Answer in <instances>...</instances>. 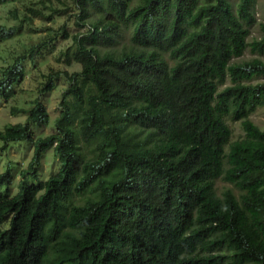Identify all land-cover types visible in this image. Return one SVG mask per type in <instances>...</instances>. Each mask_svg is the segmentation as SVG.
<instances>
[{
	"label": "trees",
	"instance_id": "trees-1",
	"mask_svg": "<svg viewBox=\"0 0 264 264\" xmlns=\"http://www.w3.org/2000/svg\"><path fill=\"white\" fill-rule=\"evenodd\" d=\"M54 1L28 5L22 22L74 16L78 31L56 35L71 38L62 58L80 69L66 72L55 132L35 137L50 121L41 101L12 107L26 121L0 129V154L21 141L34 150L16 194L12 168L0 172V264H264V129L250 118L264 82H249L264 62L231 63L264 52V23L248 41L256 0ZM22 31L0 24V41ZM37 50L0 69L1 98ZM55 86L50 74L43 94ZM49 149L60 167L40 180ZM219 178L239 192L218 193Z\"/></svg>",
	"mask_w": 264,
	"mask_h": 264
},
{
	"label": "rangeland",
	"instance_id": "rangeland-1",
	"mask_svg": "<svg viewBox=\"0 0 264 264\" xmlns=\"http://www.w3.org/2000/svg\"><path fill=\"white\" fill-rule=\"evenodd\" d=\"M40 0H8L0 5V24L7 27L23 23V31L15 37L6 41H0V69L11 65L14 61L30 50L32 47L41 44L42 52H38L28 56L24 61L26 76L15 86V95L10 100H4L0 97V129H3L8 123L25 122L27 115L24 113L14 114L11 112L12 107L18 109H30L37 101L43 102L48 110L50 121L48 125H33L35 137H44L56 131V119L60 115V101L62 94L69 86L68 74L80 69L76 62L68 64L62 58V51L71 45L72 40L57 37L56 31L58 27L66 23L70 36L78 31V26L74 23V16L57 18L55 22H44L39 19L34 21L22 22L24 11L28 5H38ZM235 4L237 0H232ZM55 4H60L57 0ZM253 11L257 18V22L250 28L248 41L260 39L263 35L261 24L264 23V0H256ZM17 18L15 17V15ZM55 37V38H54ZM47 41L45 46L42 44ZM123 44L131 43L130 32L125 31L121 39ZM44 46V47H43ZM23 53V54H22ZM253 59H259L264 62V52H254L249 46L240 57L232 59L231 63H245ZM66 72L68 74H66ZM52 74L56 78L55 88L43 94L42 89L48 81L49 75ZM250 83H263L264 75H256ZM228 80L227 84H230ZM224 86H221L222 88ZM252 121L260 128L264 129V105L258 107L251 115ZM233 135L232 139H239L244 136L241 121H235L230 117L227 118ZM33 145L27 141L14 142L0 154V172L11 167L14 172V181L10 185L11 194H16L19 190V181L22 179V172L27 169L33 157ZM37 176L40 180H46L51 174L56 173L60 167V162L56 158L53 149H49L40 165H35ZM29 178H34L29 174ZM36 176V177H37ZM227 188H231L235 193L239 191L231 183L222 178L216 180V189L218 193H222ZM5 228V225H0Z\"/></svg>",
	"mask_w": 264,
	"mask_h": 264
},
{
	"label": "bare ground",
	"instance_id": "bare-ground-1",
	"mask_svg": "<svg viewBox=\"0 0 264 264\" xmlns=\"http://www.w3.org/2000/svg\"><path fill=\"white\" fill-rule=\"evenodd\" d=\"M23 54V53H22ZM62 163V162H61Z\"/></svg>",
	"mask_w": 264,
	"mask_h": 264
}]
</instances>
